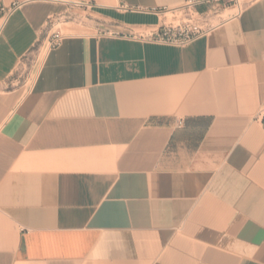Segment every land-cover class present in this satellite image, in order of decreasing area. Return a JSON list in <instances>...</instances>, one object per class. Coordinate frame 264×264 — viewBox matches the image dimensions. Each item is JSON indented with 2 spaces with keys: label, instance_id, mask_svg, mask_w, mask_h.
<instances>
[{
  "label": "crops",
  "instance_id": "crops-1",
  "mask_svg": "<svg viewBox=\"0 0 264 264\" xmlns=\"http://www.w3.org/2000/svg\"><path fill=\"white\" fill-rule=\"evenodd\" d=\"M193 1L0 0V264H264V0L185 47L120 10Z\"/></svg>",
  "mask_w": 264,
  "mask_h": 264
},
{
  "label": "rangeland",
  "instance_id": "rangeland-1",
  "mask_svg": "<svg viewBox=\"0 0 264 264\" xmlns=\"http://www.w3.org/2000/svg\"><path fill=\"white\" fill-rule=\"evenodd\" d=\"M237 1V6L234 2H231L225 7L222 6L219 9L207 8L206 11L209 12L202 17L195 15L194 11L188 12L187 10H178L169 11L165 15H160V19L163 25H178L184 22H188L189 19L192 18L193 21L198 20L200 27L204 31H206L220 23L222 20L227 19L229 16L226 17V15L229 12H231L230 15L236 13L238 11V8L243 5V0ZM225 10L231 11L226 12ZM92 21L93 17L89 16L88 13H84V11L81 9L71 10L57 17L56 19L54 18L53 21L51 23H48L45 27L44 33L40 37V41L26 54L24 60H22V62L18 65L16 73L19 75V77L16 78L14 76L13 84L19 86L28 80L30 72L35 66V63L42 57V55L45 54V52L49 48V41L51 36H53L55 33H60V35L64 36L66 33L65 30L67 29L89 30L94 25ZM150 31L151 30L144 28L135 31V33L146 36L152 34V32Z\"/></svg>",
  "mask_w": 264,
  "mask_h": 264
},
{
  "label": "built area",
  "instance_id": "built-area-1",
  "mask_svg": "<svg viewBox=\"0 0 264 264\" xmlns=\"http://www.w3.org/2000/svg\"><path fill=\"white\" fill-rule=\"evenodd\" d=\"M234 2L235 5L238 4L237 0H195L189 5L186 6V10L188 12L194 11V14L202 17L206 15V13H199L196 11L197 6H205L209 9H219L222 6H226L227 4ZM90 8V5H81ZM21 7V3L15 2L12 3L8 8H1V12L3 15H7L12 13L13 11L19 9ZM226 9V8H225ZM123 12H132V13H140L146 15H165L170 10L167 9H157V8H131L128 6H122L120 8ZM207 32L204 31L198 22V20L193 21L192 18L189 19L188 22H184L178 25H163L159 28L158 31L152 33L150 35L141 36L142 39H145L150 42L169 45L174 47H185L201 36H203ZM62 35L60 33H55L51 36L49 41V48L56 47L61 43ZM182 121L177 123V126H181Z\"/></svg>",
  "mask_w": 264,
  "mask_h": 264
},
{
  "label": "bare ground",
  "instance_id": "bare-ground-1",
  "mask_svg": "<svg viewBox=\"0 0 264 264\" xmlns=\"http://www.w3.org/2000/svg\"><path fill=\"white\" fill-rule=\"evenodd\" d=\"M227 12V11H226ZM224 14V13H223ZM231 14V12H229L227 15H226V17H230V16H232V15H230ZM59 27V26H58Z\"/></svg>",
  "mask_w": 264,
  "mask_h": 264
}]
</instances>
